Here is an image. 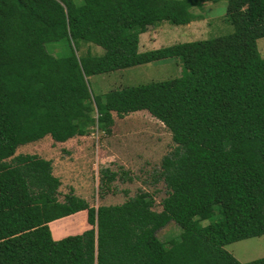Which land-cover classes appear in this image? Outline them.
Here are the masks:
<instances>
[{
    "label": "trees",
    "instance_id": "trees-1",
    "mask_svg": "<svg viewBox=\"0 0 264 264\" xmlns=\"http://www.w3.org/2000/svg\"><path fill=\"white\" fill-rule=\"evenodd\" d=\"M209 1L0 0V264H264L225 248L264 235V0H227L230 34L139 50L149 26L189 24ZM174 57L179 76L91 90L92 75ZM140 110L176 144L161 161L160 211L143 190L120 204L94 207L71 190L60 201L52 161L16 155L46 135L108 133L113 112ZM117 178L100 169V190ZM81 210L89 228L54 239L49 222ZM170 221L181 233L166 246L157 232Z\"/></svg>",
    "mask_w": 264,
    "mask_h": 264
},
{
    "label": "rangeland",
    "instance_id": "rangeland-1",
    "mask_svg": "<svg viewBox=\"0 0 264 264\" xmlns=\"http://www.w3.org/2000/svg\"><path fill=\"white\" fill-rule=\"evenodd\" d=\"M75 2L79 4L82 0ZM226 6L227 0L209 1L202 7L192 9L196 18L189 24L163 22L159 26H149L140 35L139 50L232 33L234 24L227 15ZM55 45L46 44L53 54L58 52ZM257 48L264 58V37L257 39ZM92 52L100 54L102 49L95 46ZM174 58L92 75L89 77L91 90L93 94H100L179 76L182 66L179 59ZM113 119L108 133L94 128L88 134L78 135L63 144H55L46 138L39 143L19 147L16 154H36L52 161V172L61 181L58 194L60 201L71 190L94 207L120 204L143 190L154 199V209L160 211L161 201L167 195L160 177L161 161L176 147L171 132L146 110L131 112L121 118L113 112ZM105 167L118 171L123 180L117 178L110 184L109 190L102 191L99 188V170ZM217 217L218 214L213 218ZM207 223V220L201 221L202 225ZM65 226L61 222L52 223L53 235L61 236L58 230L66 229ZM180 233V227L170 221L158 230L157 236L169 246L172 241L179 239ZM225 248L240 262L260 258L264 256V235L232 242Z\"/></svg>",
    "mask_w": 264,
    "mask_h": 264
},
{
    "label": "crops",
    "instance_id": "crops-1",
    "mask_svg": "<svg viewBox=\"0 0 264 264\" xmlns=\"http://www.w3.org/2000/svg\"><path fill=\"white\" fill-rule=\"evenodd\" d=\"M167 59H169V58H167ZM174 59H177V58H174ZM76 136H78V135H76ZM76 136H74L72 138L74 139ZM46 138H50L51 141L54 142L55 144H57V143L63 144V143L68 142V140L70 141L72 139V138H69L68 140H66L64 142H55L51 138L50 135H46V136H44L43 138H41L39 140L30 142V143H27V144L20 145V146H18V148L22 147V146H26V145H31L33 143H39L41 140H46ZM86 216H87L86 210H81V211H78V212H76L74 214H71V215H68V216H65V217H62V218H59V219H56L54 221L49 222L50 230H51V224L53 222H61V223H64L66 225L65 226L66 229L63 228L61 230H58V232H61V236H56L55 237L53 235V232L51 231L52 237L57 240V239L63 238V237L68 236V235H74V234L81 233L83 230L89 228V224L87 223Z\"/></svg>",
    "mask_w": 264,
    "mask_h": 264
}]
</instances>
